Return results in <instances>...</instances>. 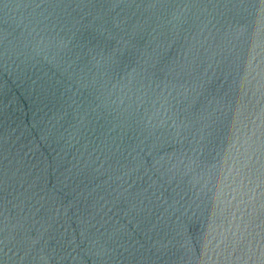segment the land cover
<instances>
[{
	"label": "water",
	"instance_id": "1",
	"mask_svg": "<svg viewBox=\"0 0 264 264\" xmlns=\"http://www.w3.org/2000/svg\"><path fill=\"white\" fill-rule=\"evenodd\" d=\"M0 264H264V0H0Z\"/></svg>",
	"mask_w": 264,
	"mask_h": 264
}]
</instances>
